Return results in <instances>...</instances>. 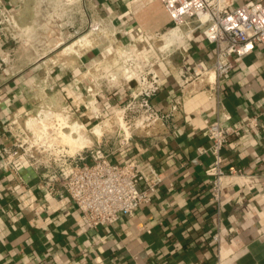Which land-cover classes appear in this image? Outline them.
Returning a JSON list of instances; mask_svg holds the SVG:
<instances>
[{"label":"crops","instance_id":"crops-1","mask_svg":"<svg viewBox=\"0 0 264 264\" xmlns=\"http://www.w3.org/2000/svg\"><path fill=\"white\" fill-rule=\"evenodd\" d=\"M2 1L17 15L15 24L30 28L32 43L17 49V57L11 56V49L4 52L9 67H3L0 59V264H215L217 246L212 232L219 213L205 173L214 158L197 150L211 144L206 126L214 118L213 110L218 109L211 85L205 89L188 87L176 113L178 126L173 134L158 125L137 133L111 154L118 162L134 159L139 164L153 163L164 177L151 201L133 215H120L113 225L89 230L74 202L68 196L50 194L41 173L26 162L21 171L30 188L28 196L11 193L9 171L3 165L1 137L15 115L63 110L71 105L72 117L92 131L113 106L127 99L131 89L122 84L102 88L101 97L88 94L86 86L97 77V57L102 58L97 45H91L96 37L89 32L70 52L52 49L56 39L45 33L51 11L64 16L69 7L68 11L73 10L71 20L78 26L99 18L106 29L133 39L153 57L158 52L143 33L163 30L173 23L161 1L75 0L68 6L50 3L52 0ZM55 22L64 27L61 17L56 15ZM9 36L4 29L0 31V49H5ZM53 51L57 56L51 55ZM56 57L60 60L54 63L52 58ZM213 58V45L197 33L183 49L162 59L157 68L164 83L154 102L162 109L170 108L172 99L181 92L176 71L183 65L195 68L201 64L209 68L208 80L213 78ZM234 58L235 67L225 81L219 109L230 115L225 123L240 125L253 112L264 122V44ZM91 98L98 99V114L89 111ZM236 139H242V146ZM223 166L243 167L254 182L251 189L241 180L226 184L220 219L223 229L234 231L221 254L225 256L229 249L226 264H264L263 131L249 126L233 135L223 149Z\"/></svg>","mask_w":264,"mask_h":264},{"label":"built area","instance_id":"built-area-1","mask_svg":"<svg viewBox=\"0 0 264 264\" xmlns=\"http://www.w3.org/2000/svg\"><path fill=\"white\" fill-rule=\"evenodd\" d=\"M160 1L173 23L164 31L143 33L149 46L158 52L156 56L145 53L136 42L128 44L127 70L135 71L137 76L124 81L123 85L128 84L131 88L128 97L123 103L113 106L109 112L114 109L122 111V118L127 119L126 125L129 129L128 133L123 130L124 133L121 131L118 134L119 139L115 142V147L111 149L110 143L103 139L98 144L85 145L71 152L70 146L63 143L60 137L57 139L55 134L50 136L46 133L42 137L29 128L27 119L30 115L17 114L6 125V133L1 137L3 165L9 171L7 179L11 184V193L25 198L28 196L30 188L26 186L21 171L22 163L26 162L36 172L41 173L43 186L50 194L68 196L74 202L89 230L113 225L120 215H133L142 204L151 201L164 177L159 167L153 163L139 164L134 159L118 162L112 159L111 154L114 150L126 146L130 138L137 133L151 130L158 125L165 126L167 134H173L178 126L176 113L180 111L183 97L188 94V87L192 85L205 89L211 85L212 97L218 106V109L213 110V120L206 126L211 144L209 147H198L197 150L200 154L211 153L214 158L213 163L205 169L210 178L211 197L219 213L212 232V241L217 246L215 264H226L229 249L225 256L221 253L226 245L225 240L231 238L234 229H223L220 219L224 189L227 183L233 184L238 180L251 189L254 181L241 166H223V149L233 135L244 127L251 126L264 133V122L259 119L257 112H253L240 125L226 124L230 115L219 109L223 106L221 97L225 91V81L235 67L234 57H242L257 45L264 44V1ZM14 18L12 9L0 0V31H7L11 25L14 26ZM8 33L9 37L13 38L11 32ZM166 33H173V41L164 49H160L155 43L163 39ZM197 33H201L214 47L211 66L215 76L208 80L206 75L209 68L201 64L195 68L181 66L176 71L180 95L172 99L168 110L162 109L154 102L164 83L157 65L174 51L183 49ZM3 56L4 50L0 49L1 62L6 61ZM110 86L105 83L106 88ZM86 91L101 97L102 84L93 79V82L86 86ZM95 103H98V99ZM65 109L70 114L74 113L71 105H67ZM40 111L36 113L39 114ZM236 142L238 146H242V139H236Z\"/></svg>","mask_w":264,"mask_h":264},{"label":"rangeland","instance_id":"rangeland-1","mask_svg":"<svg viewBox=\"0 0 264 264\" xmlns=\"http://www.w3.org/2000/svg\"><path fill=\"white\" fill-rule=\"evenodd\" d=\"M54 1H58V3L63 5V6H65V5L68 6L70 4L75 3V0H52V1H50V3L54 2ZM83 1L84 0H81V2H83ZM68 9H69V7L67 8V10H65L64 16H62L59 12L57 13V12L51 11V16L48 17L50 19L49 20V26L46 27L47 31H45V33L48 32L47 33L48 38H55L57 40L58 37L55 35V34H57L56 29H59L60 31H62V30L68 31V29H70L72 31L71 33L69 32V34H67L66 32H63L64 36L60 32V35L64 38V42L59 47L54 48L53 46L56 44V41H55L54 42L55 44H52V49L53 48L55 50L56 49L57 50L65 49L64 52H62V53H65V51L70 52L72 49L73 50L75 49L76 43H78L77 40L85 38V36L88 35L89 32H91L90 34L94 35L96 37L95 41L91 42V45H97L98 51L103 52V53L98 52V54L100 53L99 55H101L102 58L97 57L98 72L96 74L97 77L94 78L98 81V83L102 84L103 89L105 87V83H109L111 85L110 87L114 88V87H117L119 85H122L126 79L128 80V79L132 78L133 76H137L136 73H135V75L131 74L130 69L127 70L128 69L127 67L129 65V60L127 59L128 58L127 51L129 49L128 44L129 43H135V41L133 39H128V38L125 39L124 37L122 38V35L121 36L115 35L114 31H112L111 28L106 29L104 22L99 18H97V20H92V22H90V23L86 22L85 25H83V26L82 25L78 26V25H76V23H73L71 20V15H72L73 10L68 11ZM54 15L61 17L60 24H63L64 27L60 28V25L57 22H55V16ZM16 16L17 15H15V18H16ZM52 20H53V22H52ZM14 26L11 25L9 30L6 31L7 33L11 32V36L13 38H11V37L9 38V41L7 42V46L4 47L5 49H3V50L5 52L6 50L8 51L11 49V51H12L11 56L17 57L19 52L17 53L16 50L17 49L22 50L24 48V46L28 45V43L31 44L32 41L29 42L30 38L28 37L30 28L24 29L23 27L19 26L18 23L14 24ZM50 28H52V29H50ZM44 30H45V28H44ZM73 30H75V31H73ZM25 31H27V32H25ZM162 31H164V29ZM24 34H25V36H24ZM21 35H23V36H21ZM124 36L126 37V35H124ZM27 39H29V40H27ZM123 39H125V40H123ZM168 40H169V38L157 40L155 44L157 45V47L160 44H164V46L167 47L168 45H170ZM163 41H164V43H163ZM87 46H90V45L87 44ZM165 47H163L162 49H164ZM56 52L57 51H53L51 53V55L57 56V54H55ZM4 59L7 61L3 62V67L7 68V67H9L7 54H4ZM61 59H63V58H61ZM59 60L60 59H57V57L55 59L52 58V61H55L54 63H56V61H59ZM20 61L23 62V59H21ZM47 61H49V60L47 59ZM50 61H51V59H50ZM96 88L98 90H100L99 86H97ZM91 101H94V105L96 106V108H98L97 104L95 103L94 98H91L90 102ZM90 102H89V108L91 107ZM85 109H87V108H85ZM36 112H35V114L30 115L29 122L31 120L36 121L35 120L36 117H39L40 119L42 118L44 120H42L40 122H36V124L28 122L29 128L34 130L36 133H38L42 137L46 133H49L50 136H52V134H55L57 139L60 137L61 140L63 141V143L70 146L71 152H74L75 150L79 149L78 147H83L84 144L82 146H74L73 147L70 144V142L68 141V136L66 134L68 132L71 133L73 131L71 123H72V121L78 120V119L72 117V115L69 113V111L67 109H65V108L63 110L42 109L39 112V114H37ZM95 114H98V109H97V113H95ZM26 117H24V118H26ZM100 120H104L102 123H98V124H101L100 129H98V130L93 129L92 131L88 130V132H89L88 134L91 138V143H89V144H92V143L98 144L99 141L104 139L105 141L107 140L110 143L109 146L112 149L114 147L112 144H115V142H117L119 139L118 134L123 130H126L127 133L129 132V129H127V125H126L127 119H125V117L122 118V111H120L118 109L117 110L114 109L111 113H107V116H103L102 118H100ZM78 121H80V120H78ZM23 125H24V121H23ZM95 126H94V128H95ZM123 133H124V131H123ZM107 134H108V136H110V138H108ZM89 144H86V145H89ZM67 149H68V147H67Z\"/></svg>","mask_w":264,"mask_h":264},{"label":"bare ground","instance_id":"bare-ground-1","mask_svg":"<svg viewBox=\"0 0 264 264\" xmlns=\"http://www.w3.org/2000/svg\"><path fill=\"white\" fill-rule=\"evenodd\" d=\"M56 31H57V34H55V35L58 38H57V40H55L56 44L53 43V44H55L53 46L54 48L60 46L64 42V38L60 35V30L56 29ZM172 35H173V33H170V34L166 33L164 35L163 39L169 38L168 42L171 43L173 41V36ZM163 43H164V41H163ZM163 47H165L164 44L158 45V48H160V49H162ZM130 73L135 75L136 72L135 71H133V72L130 71ZM90 104H91V107L89 108V111H91L93 113H97V109L98 108H96V106L94 105V101H91ZM29 119H30V117L27 119V125H28ZM35 120L36 121L31 120L29 123L36 124V122H40V121H42L44 119H42V118L40 119L39 117H36ZM100 125L101 124H97L95 126V128H93V129H97V130L100 129ZM71 126H72L73 131L71 133L68 132L66 135L68 136V141L70 142V144L73 147L74 146H82L83 144H84L83 146H85L86 144L91 143V138H90V136L88 134L89 133L88 129L84 126V124L82 122H80L78 120H74V121H72ZM28 127H29V125H28ZM78 148H81V147H78Z\"/></svg>","mask_w":264,"mask_h":264}]
</instances>
